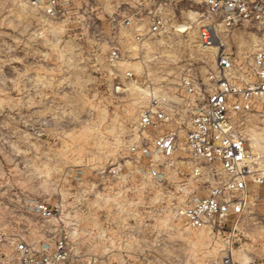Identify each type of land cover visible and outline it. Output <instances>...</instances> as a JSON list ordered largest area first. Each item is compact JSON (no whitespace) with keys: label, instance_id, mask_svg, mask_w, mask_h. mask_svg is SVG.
Returning a JSON list of instances; mask_svg holds the SVG:
<instances>
[{"label":"rangeland","instance_id":"obj_1","mask_svg":"<svg viewBox=\"0 0 264 264\" xmlns=\"http://www.w3.org/2000/svg\"><path fill=\"white\" fill-rule=\"evenodd\" d=\"M47 1L0 0V264H17L18 242L53 245L64 235L84 263L264 264V186L220 232L191 229L181 214L220 181L192 174L188 114L178 117L184 160L163 182L130 154L149 93L177 101L183 78L205 83L214 69L215 52L199 45L202 0H57L53 16ZM158 8L169 29L148 37ZM229 48L252 63L264 24L233 29ZM230 114L264 174V98L235 99ZM40 204L53 215L37 213Z\"/></svg>","mask_w":264,"mask_h":264},{"label":"built area","instance_id":"obj_2","mask_svg":"<svg viewBox=\"0 0 264 264\" xmlns=\"http://www.w3.org/2000/svg\"><path fill=\"white\" fill-rule=\"evenodd\" d=\"M38 4L45 0H22ZM205 10L201 14L199 45L205 51L215 52V66L205 83L194 78H183L177 101L170 102L162 95L151 92L146 107L137 123L139 140L131 145L133 159L145 161L143 173L155 182H163L165 169L175 168L179 152L188 149L193 154L192 174L204 172L208 177L219 178L207 196L194 197L181 210L191 229L210 228L221 231L225 224L238 220L251 209L258 198L254 187L264 186V174L258 159L250 153L246 139L236 130L231 118L233 100H259L264 98V49L253 56L252 63L239 62L229 48V34L242 26L264 24V0H202ZM160 4L159 7H162ZM156 7V6H155ZM50 15L60 12L57 0H48ZM148 16L146 36L156 37L168 29L167 18L160 9ZM144 34L137 36L141 40ZM112 66L120 63L118 49L109 56ZM125 77L133 80L134 73ZM246 78V79H245ZM122 87L116 86V92ZM189 115L185 146L179 140L181 127L178 117ZM162 160V161H161ZM187 187L181 185L180 192ZM37 213L51 217L53 211L45 204L37 205ZM17 264H92L84 263L75 254L67 235L57 238L53 245H39L26 241L16 243Z\"/></svg>","mask_w":264,"mask_h":264},{"label":"bare ground","instance_id":"obj_3","mask_svg":"<svg viewBox=\"0 0 264 264\" xmlns=\"http://www.w3.org/2000/svg\"><path fill=\"white\" fill-rule=\"evenodd\" d=\"M187 26H185V25H180V26H178V29L179 30H181L182 32H184V31H186V30H183V29H185ZM188 29V28H187ZM255 138V139H254ZM254 138H252V142L254 143V144H258L259 142H260V140H259V138L255 135V137Z\"/></svg>","mask_w":264,"mask_h":264}]
</instances>
